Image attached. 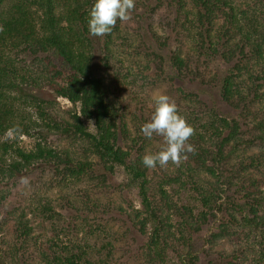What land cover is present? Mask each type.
I'll use <instances>...</instances> for the list:
<instances>
[{
  "label": "trees",
  "instance_id": "16d2710c",
  "mask_svg": "<svg viewBox=\"0 0 264 264\" xmlns=\"http://www.w3.org/2000/svg\"><path fill=\"white\" fill-rule=\"evenodd\" d=\"M5 1L0 0V6ZM249 1L255 2L251 8H246L245 6L250 7L249 3L243 0L168 2L172 6L177 4L173 22L182 23L186 32L184 38L191 44L189 49L193 50V54L185 58L181 57L180 49L174 50L170 57L173 70L183 76L194 69L197 74L193 73L194 77H199L202 69L199 62L202 58L209 60L217 56L224 59L228 64L223 75L217 77L208 87L213 91L217 90L219 99L228 102L230 106L239 108L243 102L238 112L251 113L253 119L248 120L246 115H241L242 119L239 121L236 117L221 116L214 107L206 108L197 93L206 87L202 85L205 83V75H201L202 83L196 87L197 92L186 93L187 98H196L190 100L196 102L195 109L188 107L186 114V121L195 129L194 135L188 141L194 146L195 152L188 153L189 158L182 161L178 167L174 166V169L170 170L167 167V170L161 172L157 176L158 186L153 194L149 169L142 164V157L153 153L147 145V138L137 134L138 137L131 139L133 144L129 143L126 110L120 109L114 103L103 78L93 72L91 52L85 51V45H89L90 38L93 37L88 33L87 20L94 0H16L9 13H0V135L14 126L10 117L14 116L12 102H8L5 94L8 90L16 91L19 88L18 83L12 80L8 52L19 47L26 53L31 50L32 45L40 51H51L63 63L62 68L68 69L70 73L65 77L64 83L52 79H49V82L57 95L73 104H79V113H71L68 120L57 118L49 111L48 100L32 95L30 101L36 105L40 117L44 120L45 132L77 136L89 146L90 153L103 163L105 169L113 170L118 165L137 181L141 208H135L128 213L120 207L118 213L121 217L128 216L133 227L140 233H145L150 224L147 254L152 252L156 258L161 259L159 240L165 233L173 237L178 234L179 237L175 238L185 247L180 256L183 264H197V257L190 251L193 233H190V230L199 231L207 223L209 216L223 211V203L220 200L226 199L225 195L231 190L230 186L238 175V170L247 172L249 168L261 164L259 153L247 152V146L253 145L256 140L255 134H250L247 139H243L241 135L245 131L244 127H247L259 130V138H264V0ZM195 56L197 61L193 65L192 58ZM63 69H59L57 73L60 80ZM208 82L211 83L210 80ZM253 87L255 96L247 103L244 102L248 94L247 89ZM81 116L93 119L96 133L87 130ZM28 128L29 126L25 125L24 131H28ZM45 135L41 134L44 143L38 141L33 149L24 150L17 147L10 151L13 157L8 162L0 159V175L7 173L14 176L32 168H37L42 173L50 171L52 175L49 186L58 187L61 192L68 183L80 181L87 173H95L93 161H88L87 157L78 161L70 159L49 145ZM139 138L143 141L142 144L137 143ZM2 145L3 142L0 141V149L6 152L7 147ZM170 166L172 168V164ZM54 183L56 185H51ZM174 183L178 184L179 188L195 190L198 193L199 211L197 207L195 210L189 207L188 217L182 222L178 219L171 222L174 216L184 217L179 210L187 209L172 198L170 189ZM236 191L240 192L241 189L238 187ZM253 195L254 189L242 196L250 198ZM256 201L250 203V211L243 217L242 223L234 216L227 223L217 225L209 242L229 237L231 234L228 233V228L241 224L242 229L249 231L261 228L263 231H260V238L264 243V211L259 213L255 208L259 201ZM50 202L39 204L42 209L35 207L32 212L44 218L46 214H50V218L55 219L56 216L52 214L54 206ZM73 206L65 216V220L70 222L69 226L72 223L77 233L82 230L93 232L90 220L86 218H82L78 228L75 219L81 215L79 209H73ZM95 211H98L97 207L89 208L87 213L93 214ZM16 217L18 221L15 222L13 236L23 244L28 242L31 236V227L24 213ZM239 232L235 230L234 234ZM89 257L92 255L76 250L65 256L54 253L52 257L45 259L46 264H92L93 261L88 259Z\"/></svg>",
  "mask_w": 264,
  "mask_h": 264
},
{
  "label": "rangeland",
  "instance_id": "374dc122",
  "mask_svg": "<svg viewBox=\"0 0 264 264\" xmlns=\"http://www.w3.org/2000/svg\"><path fill=\"white\" fill-rule=\"evenodd\" d=\"M169 1L135 0L129 21H118L108 37L93 36L89 45H85V51L92 54L94 74L103 78L114 103L120 109L126 110L130 144H133L132 137H138L137 134L144 136L141 126L151 118L152 97L157 93L166 94L174 100L179 114L188 119L186 116L188 107L192 106L195 109L196 106V102L190 100L196 98H187L186 93L197 92L196 87L202 83L201 75H205L206 84L202 85L206 87L197 93L206 108L214 107L221 116L236 117L239 121L242 119L241 115H246L248 120L253 119L251 113L238 112L243 102L239 108L230 106L228 102L219 99L217 90L213 91L210 86L208 87L217 77L223 75L228 64L224 59L217 56L209 60L202 58L199 62L202 66L199 77H194L196 74L194 69L183 76L173 70L170 62L173 51L180 49L181 57L185 58L193 54V50L189 49L191 44L184 38L186 32L182 23L173 22L177 4L172 6ZM243 1L249 3L250 7L245 6L246 8H251L255 3ZM15 2L16 0H6L0 6V13L3 15L9 13ZM8 58L12 80L18 83L19 88L16 91L8 90L5 94L8 102H12L14 116L10 117L14 121V126L0 135V141L7 147L6 152L0 149V159L8 162L13 157L10 151L17 147L24 150L33 149L38 141L44 143L41 134H46L48 144L70 159L78 161L87 157L88 161H93L95 173H87L80 181L68 183L61 192L58 187L49 186L52 175L50 171L42 173L41 170L32 168L14 176L1 174L0 264H46L45 257H52L54 253L65 256L76 250L92 255L88 259H92L94 264H183L180 256L185 247L175 238L179 237L178 234L173 237L165 233L159 240L162 257L158 259L152 252L147 254L150 224L145 233H140L133 227L128 216L121 217L118 213L120 207L128 213L135 208H141L137 181L118 165L113 170L105 169L103 163L90 153L89 146L77 136L45 132L44 120L40 117L36 105L30 101L32 95L48 100V109L57 118L68 120L71 113H79V104H73L57 95L49 82V79H52L64 83L65 77L70 73L68 69L62 68L61 60L51 51H40L35 45L26 53L19 47L13 48L8 52ZM196 61L195 56L192 58L193 65ZM59 69H63L62 80L57 77ZM253 89L254 87L247 89L248 94L244 102L247 103L255 96ZM81 118L87 130L96 133L93 119L82 116ZM25 125L29 126L28 131H24ZM244 128L245 131L241 134L243 139H247L252 133L256 137L254 144L247 146V152L259 153L261 164L249 168L247 172L238 170V175L230 186L231 190L225 195L228 201L224 198L220 200L223 203V211L215 212V216H209L207 223L199 231L190 230V233L193 232L190 251L197 257L195 260L197 264H264L261 228L249 231L242 229L241 224H236L228 228V233L231 234L229 237L209 242L217 225L227 223L234 216L242 223L243 217L250 211V203H256L258 200L255 208L259 213L264 211V138H259V130ZM137 143L142 144L143 141L139 138ZM147 145L156 153L165 147V142L163 137L154 135L151 139L147 138ZM171 164L169 162L164 168L149 169L152 194L158 186L157 176L167 170V167L168 170L174 169L176 165L172 164L171 168ZM194 180L200 186L199 182ZM238 187L241 189L240 192L236 191ZM253 189L254 195L250 198L242 196ZM170 190L172 198L174 197L182 207L183 205L187 207L179 210L184 217L174 216L171 222L177 219L182 222L188 217L189 207L195 210L199 205L198 193L195 190L179 188L175 183ZM45 201H51L50 204H53L52 214L56 216L55 219H51L50 214H46L44 218L32 212L35 207L41 210L39 204ZM231 202L235 205L233 206ZM72 205L73 209H79L81 215L75 219L78 228L82 218H86L90 220L93 232L82 230L77 233L72 223L69 226L70 222L65 220V216L68 215L67 211L72 209ZM95 207L98 211H95L94 215L91 212L87 213L89 208ZM21 213L25 214L31 227V236L28 242L23 244L13 236L14 225L18 221L16 216ZM235 230L240 232L234 234Z\"/></svg>",
  "mask_w": 264,
  "mask_h": 264
},
{
  "label": "clouds",
  "instance_id": "9594fccd",
  "mask_svg": "<svg viewBox=\"0 0 264 264\" xmlns=\"http://www.w3.org/2000/svg\"><path fill=\"white\" fill-rule=\"evenodd\" d=\"M135 0H94L88 14L87 27L91 36L103 37L112 33L117 22H127ZM153 111L149 121L141 126L145 138L154 135L164 139L165 147L156 153L142 157V164L148 169L164 168L169 162L179 166L194 153L195 148L188 143L195 129L179 114L177 104L168 95L157 93L152 97Z\"/></svg>",
  "mask_w": 264,
  "mask_h": 264
}]
</instances>
